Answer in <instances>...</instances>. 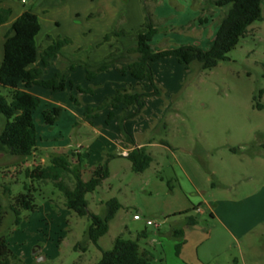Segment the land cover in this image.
Here are the masks:
<instances>
[{"label":"rangeland","instance_id":"obj_1","mask_svg":"<svg viewBox=\"0 0 264 264\" xmlns=\"http://www.w3.org/2000/svg\"><path fill=\"white\" fill-rule=\"evenodd\" d=\"M31 1L27 0L26 6ZM187 2L181 0L173 4L178 9H182L181 5L187 9L190 8ZM147 6L154 9L156 5L149 2ZM262 15V19L252 23L246 35L227 53V59L210 69H201L198 62L186 69L174 57L155 63L161 95L150 97L139 120L154 129L150 134L156 140L169 142L177 148L169 149L164 145L151 148L156 161L144 174L115 175L114 166L119 163H113L112 176L85 195L88 210L102 216L106 212L104 202L112 196L127 203V207L109 222L107 233L98 240L102 249H111L118 235L136 239L144 231L146 237L139 239V245L151 256V264H264V0ZM200 16L202 20L203 15ZM93 17L95 19L88 15L86 19L90 21ZM62 18L67 19L65 15ZM119 20H122L121 25L122 15L118 16L113 28ZM218 20L219 16L214 19L215 23ZM195 21L174 28L166 18H161L157 23L166 27L160 28L153 47H172L178 37L196 38L198 33L192 29ZM197 23L201 25L199 19ZM182 32L186 35L179 34ZM89 50L82 51L79 47L71 58L86 59ZM90 89H98L95 96H89L91 103H98V106L105 99L100 85L92 83ZM0 94L6 95L7 90L0 87ZM58 94H61L58 98L69 95ZM77 98L81 101L80 95ZM257 104L262 108L258 109ZM85 115H90L87 109ZM103 117L96 119L97 128L103 124ZM3 122L0 116V127ZM200 143H208L214 149L204 154ZM187 150L213 184L199 197L176 161V156ZM111 151L115 152L114 148ZM70 159L74 161L72 155ZM23 160L0 152V196L5 204L9 196L4 195L3 186L9 185L11 195H16L23 191V182H28L23 171L34 165L25 166ZM38 160L30 157L29 163ZM207 161L215 163L217 178L207 172L204 164ZM231 169H234L232 176L229 175ZM247 173L251 177H247ZM89 175V171H84L82 178L87 180ZM222 177L232 185L228 188L218 186V178ZM124 181L128 184L122 185ZM254 193H258L255 200L248 199ZM174 195L192 199V205L216 198L218 203L213 204V216L216 213L218 217L212 219L211 211L203 204L198 207L203 210L202 214L194 209L187 215L196 217L194 226L187 224L186 216L169 217L165 214V206ZM222 201L231 202L232 208L223 210ZM35 204V210L22 213L18 226L13 225L10 213L0 225V236L7 235L9 248L19 258L11 259L9 264H96L99 261L100 250L85 234L90 219L66 209L62 195L51 182L40 187L35 194ZM134 214L140 219H134ZM221 216L226 223L221 221ZM146 219L154 224L146 225ZM175 231H182V236ZM176 243L181 244L178 254Z\"/></svg>","mask_w":264,"mask_h":264},{"label":"trees","instance_id":"obj_2","mask_svg":"<svg viewBox=\"0 0 264 264\" xmlns=\"http://www.w3.org/2000/svg\"><path fill=\"white\" fill-rule=\"evenodd\" d=\"M32 1L39 5H57L63 0ZM146 2L147 0H142L144 19L135 36L120 28L122 20H119L113 30L104 35L103 42L114 38L120 47L114 48L102 60L93 62L87 57L72 59L71 56L65 55L61 49L71 42L68 37L52 39L51 44L40 53L43 67L49 66L52 58L58 55L65 56L72 60L73 64L84 67L88 80H93L100 72L108 71L116 65V69L121 74L128 72L137 81L134 86L116 89L98 106L87 107L89 116H96L98 111L105 108H117L120 104L125 107L133 106L131 114L122 113L115 116L110 111L107 116V121L113 117L117 118L122 139L130 144H134V140L125 128V120L141 113L146 98L161 95V88L155 81L152 62L172 56L179 63L184 64L186 69L193 62H198L201 69H210L227 59V53L235 47L241 37L246 35L249 26L263 17L262 0H209L210 6L220 9L221 15L215 36L207 49L190 43L156 49L153 47V40L160 32V28ZM10 13L9 8H0V25L7 21ZM39 29L37 15L30 9L23 11L14 20L5 36L3 58L0 64V87L7 90L6 95L0 94V116L4 118L0 128V152L8 156L22 157L24 160L36 151L38 135L33 111L37 109L39 99L27 90L19 88L20 84L26 88L36 84L52 92L62 91L66 87L64 73L58 72L49 79H43L41 68L29 67L37 58L35 37ZM146 86L150 90H146ZM76 89L84 93L92 92L91 89L84 90L79 86ZM256 106L258 109L262 108L261 104ZM61 111L62 108L59 106L42 110L43 123L52 126ZM71 155L74 161L70 159ZM112 157L114 155H109L101 163L89 168L80 154L70 150L66 153L50 154L49 163L45 166L26 168L23 173L28 182H23L22 192L11 195L10 186H3V193L9 196V201L5 204L0 196V225L5 215L10 213L13 225L18 226L24 211L36 209L35 194L45 182L49 181L62 195L63 206L66 209L79 217L87 216L90 219V225L85 234L101 252V257L96 264H151V256L146 250H141L139 245V239L146 237L144 231L138 234L136 239L116 236L109 250L102 249L98 244V240L107 233L109 222L114 218L121 204L114 197L105 201L106 212L102 216L88 210L85 195L93 192L109 176V159ZM126 158L133 172L144 171L152 161L145 147L133 148L127 153ZM84 171H89L90 177L87 180L82 178ZM194 209L196 207L191 210ZM191 210L179 214H187ZM186 219L189 226L197 224L194 216H186ZM175 233L182 236L183 232ZM180 247V243L175 244L176 254ZM11 259L19 258L9 248L7 235H1L0 264H9Z\"/></svg>","mask_w":264,"mask_h":264},{"label":"crops","instance_id":"obj_3","mask_svg":"<svg viewBox=\"0 0 264 264\" xmlns=\"http://www.w3.org/2000/svg\"><path fill=\"white\" fill-rule=\"evenodd\" d=\"M174 1L179 4L181 0L149 1L152 4L155 3L156 5L154 9L151 7L149 10L153 14L157 26L159 28L163 26L166 27V25H159L157 23L161 18H166L168 23H170L174 28H181L188 21L196 19V26L192 29L193 31H197L198 36L196 38L188 37V39L178 37V39H176L177 41L174 42V46L190 43L200 48L207 49L210 46L218 28L219 20L215 23L214 19L217 16H219L220 19V9L210 6L208 2L209 0H188L187 3H189L188 7L190 8L186 9V7L181 5L182 9H178L176 7L177 5L175 6L173 4ZM26 2L27 0L24 2L21 0H9L8 2L0 0V8H9L11 10L7 21L0 25V64L3 58V44L7 32L14 20L23 11L29 8L37 15L40 24L39 32L35 37L37 45V58L35 62L29 65V67L41 68L43 79H49L58 72L64 73L66 87L62 91L52 92L40 85L35 84L26 88L23 84H20L19 88L27 90L39 99V105L37 109L33 111V120L38 135L37 145L36 151L30 156L32 160H37V158H39V160L37 163L36 161L29 163L30 157H28L22 161L23 165H34V167L45 166L49 163L50 154L66 153L69 150H72L74 153H78L84 158L85 164L89 168L101 163L107 156L114 155V157L109 159L108 177L112 176L113 165L115 163H119L114 166V170L116 172L115 175H125L129 172L133 173V171L131 170L129 160L126 158L124 153H128L135 147H145L146 151L151 155L152 161L149 167L144 171L134 172L136 174H144L145 171L151 167L154 161H156L153 154L150 152L151 148L158 147L160 145H164L169 149L172 147L177 148L169 142L156 140V138L150 134V132H153L154 129L151 127L148 128L141 120H139L141 113L135 116L136 118L133 117L125 120V128L133 137L134 144L125 142L122 139V135L118 128L117 118L113 117L107 121V116L110 111H112L115 116L122 113L131 114L134 109L133 106L125 107L120 104L117 108L102 109L100 112L98 111L99 113L97 112L96 116L85 115L87 107L96 106V104H98L91 103V99L89 98V96H95L98 93V89L92 90L91 93H84L77 91L76 87L79 86L82 89L87 90L90 89V85H92V83H97L100 85L102 97L107 98L118 88H126L137 84V81L133 79L128 72L126 74H121L116 69V65H114L110 70L100 72L93 80H88L84 67L79 64H73L72 60H69L65 56L58 55L52 58L51 64L47 67H43L40 59V53L51 44L52 39L58 37H68L71 39V43L65 45L61 49L65 55L72 56L76 49L80 47L82 48V51L90 49L87 52V59L89 61L94 62L103 59L114 48L120 47V44L113 38L109 41L101 43L103 36L112 30L119 15L123 16V23L120 25V28L130 32L132 36L136 35V31L143 23L144 19L142 0H63L62 3L57 5H39L34 4L31 1L28 3V6H26ZM149 2L147 1L146 3L149 4ZM195 3L197 5H195ZM205 12H209V14H206ZM178 13H181V16H179ZM63 15H65L67 21L62 18ZM88 15L95 16V19L93 17V20L88 21L86 19ZM200 15H203L202 20L200 19ZM197 19L201 21L200 26L197 23ZM179 34L186 35L185 32ZM179 34L178 36H180ZM156 37H158V34L154 37V40ZM160 60L151 63L156 83H159V81L155 73L154 65ZM71 64H73L72 67ZM145 89L150 90L148 86H146ZM59 92L69 93V95L68 97L58 98V96L61 95L58 94ZM78 95L81 96V101L78 100ZM149 99L150 97L146 98L145 106ZM55 106L62 108L61 114L52 126H47L43 123L41 112L44 109H50ZM101 115H104L103 124L100 125V128H97L96 119L100 118ZM200 147L203 149L204 154L211 153L214 149L208 143H200ZM112 148H114L115 152L111 151ZM192 156L191 151L187 150L182 152V154H178V156H176V161L178 162L184 177L190 182L191 188L199 197V195L204 193L203 190L205 188H211L213 184L211 183L209 175L205 174V172L201 170L195 157L193 158ZM204 164L207 172L217 178L215 175L217 171L214 170L215 167H213L215 166V163L213 162L212 165L211 161H207L206 163L204 162ZM233 171L234 169L230 170V176L234 175ZM256 174L258 175V172H256ZM247 177H251L249 173H247ZM127 184L128 182L124 181L122 185ZM231 185L232 184L228 181V179H223V177L222 179L218 178V186H221V188H228ZM171 192L173 193V190H171ZM257 194L258 193H254L248 199L255 200V196ZM112 197L116 198L121 204L120 209L114 216L115 218L121 209L127 207V203L120 201L116 196ZM184 197L174 195L172 199L170 198V202L165 206V214L169 217L187 216L189 213H179L189 211L194 207H196V211L202 214L203 210L198 207L200 204H203V206L211 211L212 219L214 216L218 217V214L216 213L213 216V213L215 212L213 204L218 203L216 198H213L211 201H198L197 205H192V199L187 200L186 196ZM257 197L258 201L260 196L258 195ZM102 202L103 201L100 203L102 204ZM232 205L233 204L231 202L222 201L223 210H226L227 208L231 209ZM190 206L192 207L190 208ZM220 219L222 222L226 223L223 216H221Z\"/></svg>","mask_w":264,"mask_h":264},{"label":"built area","instance_id":"obj_4","mask_svg":"<svg viewBox=\"0 0 264 264\" xmlns=\"http://www.w3.org/2000/svg\"><path fill=\"white\" fill-rule=\"evenodd\" d=\"M21 1L24 2L25 0H21ZM124 155H127V153H124ZM133 218L134 219H139L140 216L138 214H134L133 215ZM146 224L147 225H153L154 223L150 219H146Z\"/></svg>","mask_w":264,"mask_h":264},{"label":"water","instance_id":"obj_5","mask_svg":"<svg viewBox=\"0 0 264 264\" xmlns=\"http://www.w3.org/2000/svg\"><path fill=\"white\" fill-rule=\"evenodd\" d=\"M35 252H36V251H35ZM35 252H34V253H35Z\"/></svg>","mask_w":264,"mask_h":264}]
</instances>
